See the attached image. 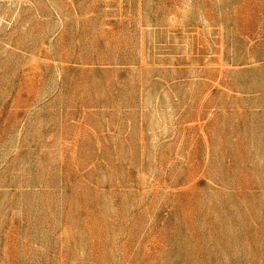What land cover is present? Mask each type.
<instances>
[{
    "label": "rangeland",
    "instance_id": "374dc122",
    "mask_svg": "<svg viewBox=\"0 0 264 264\" xmlns=\"http://www.w3.org/2000/svg\"><path fill=\"white\" fill-rule=\"evenodd\" d=\"M0 264H264V0H0Z\"/></svg>",
    "mask_w": 264,
    "mask_h": 264
}]
</instances>
